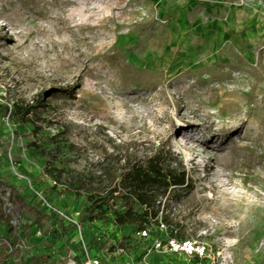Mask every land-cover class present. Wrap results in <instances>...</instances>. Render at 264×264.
I'll use <instances>...</instances> for the list:
<instances>
[{
  "label": "rangeland",
  "instance_id": "obj_1",
  "mask_svg": "<svg viewBox=\"0 0 264 264\" xmlns=\"http://www.w3.org/2000/svg\"><path fill=\"white\" fill-rule=\"evenodd\" d=\"M155 155L190 185L146 234L86 218V179ZM87 253L264 264V0H0V260Z\"/></svg>",
  "mask_w": 264,
  "mask_h": 264
},
{
  "label": "trees",
  "instance_id": "obj_2",
  "mask_svg": "<svg viewBox=\"0 0 264 264\" xmlns=\"http://www.w3.org/2000/svg\"><path fill=\"white\" fill-rule=\"evenodd\" d=\"M18 113L19 108L12 109L13 115ZM21 113L28 116L31 106L23 108ZM49 169L57 184L61 183L63 175H57L54 167ZM109 177L112 178L111 181L105 184L103 181L96 183L92 176L82 183L80 191L87 193L91 203L86 210V218L99 221L106 228L114 226L117 231L123 226L133 224L141 232H147L160 215L161 206L157 205L159 198L173 193L179 199L178 192L190 185L182 162L177 163V167H166L159 155L153 156L146 163L129 162L117 181L113 179V172ZM35 212L38 218L46 217L38 209ZM165 219L168 221L167 217ZM0 264L15 263L4 259L0 260Z\"/></svg>",
  "mask_w": 264,
  "mask_h": 264
},
{
  "label": "built area",
  "instance_id": "obj_3",
  "mask_svg": "<svg viewBox=\"0 0 264 264\" xmlns=\"http://www.w3.org/2000/svg\"><path fill=\"white\" fill-rule=\"evenodd\" d=\"M42 205L46 208V210L48 211H56V208L53 206V204H51V202L47 201V200H43ZM147 232L144 231V234H146ZM173 245L177 248V249H185V250H189L191 253H194V251H198L196 249L195 246H193V244L191 242L185 241L183 244L179 243V242H173ZM200 249V248H199ZM86 258H85V264H102V260L101 258H99L98 256H92L89 253L86 254Z\"/></svg>",
  "mask_w": 264,
  "mask_h": 264
}]
</instances>
